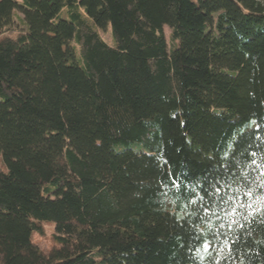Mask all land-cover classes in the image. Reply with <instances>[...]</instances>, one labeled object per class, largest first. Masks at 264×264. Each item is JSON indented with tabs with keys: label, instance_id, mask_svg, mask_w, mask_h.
I'll return each instance as SVG.
<instances>
[{
	"label": "trees",
	"instance_id": "16d2710c",
	"mask_svg": "<svg viewBox=\"0 0 264 264\" xmlns=\"http://www.w3.org/2000/svg\"><path fill=\"white\" fill-rule=\"evenodd\" d=\"M16 12L0 264H264V0H0V30Z\"/></svg>",
	"mask_w": 264,
	"mask_h": 264
},
{
	"label": "rangeland",
	"instance_id": "374dc122",
	"mask_svg": "<svg viewBox=\"0 0 264 264\" xmlns=\"http://www.w3.org/2000/svg\"><path fill=\"white\" fill-rule=\"evenodd\" d=\"M61 16H64V12L61 13ZM21 14L16 12L15 23L8 30H0V38L5 36L16 37L17 34L24 30L23 26L17 25L20 24L18 18H21ZM100 38L106 42L108 45H112L111 35L109 29L106 31L97 30ZM163 33L168 43V46L171 48L170 40V30L167 27H163ZM41 234L33 235V242L35 245L44 253H49L53 249L57 248V245L54 240L55 230L53 224H42Z\"/></svg>",
	"mask_w": 264,
	"mask_h": 264
},
{
	"label": "snow or ice",
	"instance_id": "6c2138e0",
	"mask_svg": "<svg viewBox=\"0 0 264 264\" xmlns=\"http://www.w3.org/2000/svg\"><path fill=\"white\" fill-rule=\"evenodd\" d=\"M216 191H217V193H218V192L220 191V189H219V188H216ZM248 194L250 195L251 192H249ZM192 202L195 203V201H192ZM225 203H226V201H225ZM204 211L207 212V211H208V208L205 207V208H204Z\"/></svg>",
	"mask_w": 264,
	"mask_h": 264
}]
</instances>
